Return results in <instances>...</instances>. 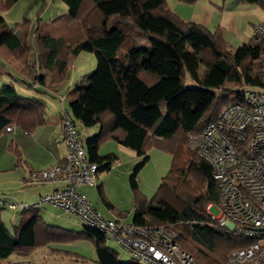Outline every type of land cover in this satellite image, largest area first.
<instances>
[{
  "label": "trees",
  "instance_id": "obj_1",
  "mask_svg": "<svg viewBox=\"0 0 264 264\" xmlns=\"http://www.w3.org/2000/svg\"><path fill=\"white\" fill-rule=\"evenodd\" d=\"M18 1L0 0V79L7 81L0 86V135L8 126L27 134L43 126L46 102L27 95L48 92L63 107L69 103L61 111L62 126L68 113L76 126L80 121L99 127L84 145L98 175L116 159L113 153L99 154L105 141L129 147L141 158L130 177L133 224L170 228L179 247L202 264H226L234 250L248 246L250 240L211 220L207 206L219 201V184L211 164L188 141L245 92L263 88L264 42L257 37L231 51L220 29L184 19L166 0H61L66 13L35 24L38 58L31 63L32 21L24 18L18 34L2 15ZM243 1L264 5V0ZM82 51L96 54L97 68L60 94L57 86L70 77ZM188 74L198 86L186 84ZM10 148L21 156L12 144ZM152 148L171 153L173 163L148 199L139 190L138 174ZM40 208L22 210L10 230L0 206V262L11 255L28 257L41 246L90 240L96 258H80L82 264H140L120 261L104 232L50 224Z\"/></svg>",
  "mask_w": 264,
  "mask_h": 264
},
{
  "label": "built area",
  "instance_id": "obj_2",
  "mask_svg": "<svg viewBox=\"0 0 264 264\" xmlns=\"http://www.w3.org/2000/svg\"><path fill=\"white\" fill-rule=\"evenodd\" d=\"M256 35L264 42V23L257 25ZM6 130L12 131L13 126ZM59 137L65 149L63 160L48 168L32 169L29 176L31 183L59 186L39 202L9 203L13 211L51 204L104 232L107 241L114 239L147 264H202L179 247L170 228L107 219L98 212L79 191L81 186L97 183L98 165L87 156L68 113ZM189 147L211 164L219 184L220 197L215 203L219 214L210 211L211 204L207 206L211 220L250 240L248 246L234 250L226 264H264V86L245 92L243 98L227 106L203 132L189 138Z\"/></svg>",
  "mask_w": 264,
  "mask_h": 264
},
{
  "label": "rangeland",
  "instance_id": "obj_3",
  "mask_svg": "<svg viewBox=\"0 0 264 264\" xmlns=\"http://www.w3.org/2000/svg\"><path fill=\"white\" fill-rule=\"evenodd\" d=\"M23 1L25 2L23 3L21 1L19 4L14 5L2 12V15L8 21L7 23L10 24V26L15 27L16 29L19 27L17 26L19 24L15 23L16 20L22 18V22L25 18L24 16H27V18L34 22V24H37V22L40 21V16L44 13L45 4L50 3L49 1L45 2V0ZM55 5L57 7L62 5L64 9H66V5L61 0H57ZM45 16L46 18H48V15ZM35 28L36 25L34 26V29ZM17 30L19 34L22 31L20 28H18ZM236 48L234 49V51L236 50ZM198 49V47L190 48V50L194 52H197ZM97 62V56L94 52L82 51L74 63V67L71 71L70 77L62 84L57 86L60 93L65 94L68 87L73 88L74 84L78 82V80L83 78L86 73L96 69ZM5 82H7L5 81V79H0V86ZM186 84L189 87L198 86L197 81H195V79H193L189 74L186 78ZM28 94L32 95L27 96H38L39 98L43 99L44 102H46L47 106L48 101L51 102V105H58L57 109H60L61 106V111L64 108H69L68 101H66L65 107H63L59 99L55 98V96L51 95L48 92H38L37 90H35L32 92L28 91ZM76 124L79 129V138L86 146L87 138L93 136L94 133L98 132L99 127H86L80 121H76ZM48 129H51V126H48L47 130ZM21 131L22 130L20 128H17L16 132L14 133L5 132L0 135V198L2 205L1 207L3 209V218L10 230H12L14 224H18L20 220L19 214L21 210L18 212L13 211L8 207V205L12 202H17L20 204V201H16L17 199H15L20 197V192L16 188H13L12 184L16 182L22 174L21 168L26 167L24 162H21L22 159H28V157L30 156L37 162L47 160L45 150L42 149L39 141H36V134H27ZM16 134L22 135L20 136L21 139L19 141L14 140ZM11 144L23 155L19 157L15 150L10 148ZM17 144H20V147ZM21 146L23 147V150ZM109 153H113L116 156V159L113 161L111 168L109 170H103L99 173L98 180L95 185L81 186L79 187V191L86 195L90 204L105 218L114 220L121 219L125 222H133L135 216V207L134 192L131 187L130 177L134 166L141 160V158L138 156L135 150L126 147L116 141L108 140L101 144L99 154L106 155ZM149 154V160L144 164L138 174V181L139 190L145 196H147L148 199H152L156 194L159 186L162 184L164 178H166L170 173L173 163V155L158 148L149 149ZM16 163H18L19 166L17 168L18 170L15 171L14 169ZM106 200L111 202L113 206H115L113 211L108 207ZM39 201L40 198L32 203ZM40 207L42 208L41 211H43V215L46 221L50 224H59L60 226L77 231L84 229V227L87 226L78 216L63 213V211L51 204H41ZM210 211L214 215L219 214V209L215 204H213V206L210 208ZM107 245L118 253L120 261L129 262L132 260H137L129 251L124 249L114 239L107 241ZM80 258L86 261H90L91 258L93 261L96 258L95 246L92 241L85 240L76 243L41 246L38 247L36 251L28 257L11 255L8 259L0 263L82 264ZM137 261L140 262V264H147L141 260Z\"/></svg>",
  "mask_w": 264,
  "mask_h": 264
},
{
  "label": "crops",
  "instance_id": "obj_4",
  "mask_svg": "<svg viewBox=\"0 0 264 264\" xmlns=\"http://www.w3.org/2000/svg\"><path fill=\"white\" fill-rule=\"evenodd\" d=\"M21 1L23 3L25 2L23 0H19L14 5L19 4ZM46 1H49L50 3L45 4L44 13L40 16V19H42L46 23L52 22L55 19V17H57L62 13H66L68 11L67 6L66 9H64L62 5L59 7L56 6L55 3L57 2V0H45V2ZM166 1L171 6V8L174 9L184 19L190 20L195 23H199L212 31L220 29L223 33L226 44L231 51H234L236 47L238 48L244 43L256 39L257 38L256 27L257 25L264 23L263 4L247 3L244 2L243 0H166ZM45 15H48V18H46ZM24 17L27 18V16ZM21 20L22 18L17 19L15 23L20 24ZM34 26L35 24L34 22H32V27L29 35V43L32 47V53L30 55L31 63L36 61L38 58V46L36 45L37 40H36V35L33 32ZM17 33L19 34L18 31ZM3 64L4 63L1 62L0 66ZM60 94H64V93H60ZM50 103L51 102L48 101V106L45 112V120H46L45 124L42 127H39L34 132V134H36L37 137L36 141H39L42 149L45 150L46 152L47 160L37 162L35 161V159L31 158L30 156L28 157V159L27 158L24 159L22 157L23 159L21 162H24L27 168L26 167L21 168L22 174L20 175L19 179L12 184L13 188H16L20 192V197L15 198L17 199L16 201H20V204L32 203L38 200L39 198H41L42 196L50 193L54 188L59 186L56 183H31L29 181L31 169L48 168L54 164L61 162L65 156V149L60 141V137L58 139V135H60L62 128L61 106L60 109H57L58 105L55 106V105H51ZM48 126H51V129L47 130ZM16 129L17 128L7 133H14L16 132ZM20 136L22 135L16 134L14 140L19 141L21 139ZM21 148L23 150L22 146ZM18 166H19L18 163H16L14 169L15 171L18 170L17 169ZM12 203H17V202H12ZM0 206H2L1 198H0ZM41 214L45 219L43 215V211H41ZM115 220L120 221L121 219H115ZM58 250H62V249H58ZM90 261H92V258Z\"/></svg>",
  "mask_w": 264,
  "mask_h": 264
}]
</instances>
